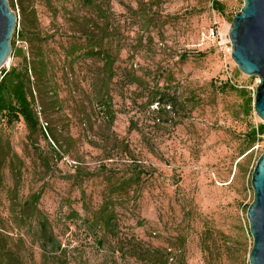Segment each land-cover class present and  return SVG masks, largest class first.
I'll return each mask as SVG.
<instances>
[{
    "label": "rangeland",
    "instance_id": "obj_1",
    "mask_svg": "<svg viewBox=\"0 0 264 264\" xmlns=\"http://www.w3.org/2000/svg\"><path fill=\"white\" fill-rule=\"evenodd\" d=\"M213 1L13 0L26 37L0 80L24 57L47 65L39 129L1 131L0 225L23 264H144L150 249L171 264H250L259 79L231 56L243 0H217L223 13Z\"/></svg>",
    "mask_w": 264,
    "mask_h": 264
},
{
    "label": "water",
    "instance_id": "obj_2",
    "mask_svg": "<svg viewBox=\"0 0 264 264\" xmlns=\"http://www.w3.org/2000/svg\"><path fill=\"white\" fill-rule=\"evenodd\" d=\"M17 25L18 16L9 0H0V70L11 57ZM229 39L232 60L238 69L259 79L254 110L264 124V0H243V7L230 25ZM251 185L254 199L247 210V219L253 246L249 263L264 264V152L252 173Z\"/></svg>",
    "mask_w": 264,
    "mask_h": 264
},
{
    "label": "trees",
    "instance_id": "obj_3",
    "mask_svg": "<svg viewBox=\"0 0 264 264\" xmlns=\"http://www.w3.org/2000/svg\"><path fill=\"white\" fill-rule=\"evenodd\" d=\"M52 1V0H49ZM57 0H54L56 2ZM97 0H65L73 6H78L80 9H93L96 7ZM11 9L13 8V0H9ZM213 9L219 13L225 11V5L217 0L212 2ZM35 15V12H32ZM84 26H89L90 20L85 19ZM27 18L23 15V28L20 29L21 22L18 21L17 29L12 38V47L15 51L16 38L20 37L23 39L26 37L27 29ZM84 30V29H83ZM85 31V32H84ZM83 33H91L87 28ZM87 35V34H85ZM89 36V35H88ZM89 42L93 43V36L88 37ZM95 45H93L94 47ZM90 50H92V48ZM21 51V50H20ZM90 52V51H88ZM47 65L44 62L28 60L24 57V61L20 67H14L8 72H4L0 80V166L8 162L10 159V144L4 142L2 136V128L4 126H10L13 123L23 121L32 131H37L40 127V118L35 109L36 96L38 93L42 98L45 93L43 87L40 85L41 81L45 77ZM171 98V97H170ZM175 99H167L166 102L161 99L153 101L161 106L175 107ZM47 131V129L44 127ZM44 135V133L42 132ZM264 135V125H259L257 128L252 129L248 133L249 140L247 146L252 148L260 138ZM6 150V152H5ZM10 162V161H9ZM27 204V203H26ZM29 204V203H28ZM37 214L40 213L37 207H35ZM16 217H10L11 223L15 222ZM46 222V221H45ZM111 216L104 215L103 223L106 231L110 232L111 228ZM44 232L46 233V226L42 220ZM51 235V234H50ZM48 238H51L50 236ZM14 238L10 235L9 231L5 227L0 225V264H23L20 256L17 252H14ZM134 255H132L133 257ZM168 255L163 254L157 249H150L147 253V257L144 259V264H171Z\"/></svg>",
    "mask_w": 264,
    "mask_h": 264
}]
</instances>
